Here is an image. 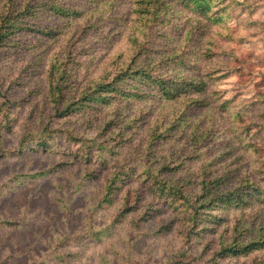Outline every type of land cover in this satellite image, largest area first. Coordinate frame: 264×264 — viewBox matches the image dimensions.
<instances>
[{
  "label": "trees",
  "instance_id": "trees-1",
  "mask_svg": "<svg viewBox=\"0 0 264 264\" xmlns=\"http://www.w3.org/2000/svg\"><path fill=\"white\" fill-rule=\"evenodd\" d=\"M119 0H0V53L5 49L19 48L24 33L43 34L54 39L65 35L70 29L73 38L64 50L51 60L48 69V99L51 104L53 118H67L88 112H101L112 107L109 118L104 119L101 132L105 136L110 130L112 134L105 140L99 137L77 135L70 129H58L47 123L37 132H27L15 151L8 154L12 157L24 156L28 152H49L53 142L62 140L65 147L63 155L71 157V163H59L52 168L34 174H21L14 180H35L52 174L73 162L96 165V169H110L107 176L101 204L111 205L115 195L136 175V170L127 162L110 163V157L118 155V148L129 143L128 132L137 125L138 120L129 117L132 105L144 104L155 109V104L165 102L173 104V117L166 124L157 121L148 130L146 141L147 156L162 155L160 147L177 135L183 136L188 156L181 159L161 162L157 170L151 165L138 176L140 188L133 191L135 199L130 195L111 225L106 228L92 229L86 232L90 239L96 240L108 235L117 224H121L132 212L140 209L141 193L150 196L144 206L140 221H150L162 213L163 208L183 218L184 229L181 230L186 254L193 246L202 248L199 258L211 251L216 238L217 248L212 252L206 264H218L219 259H239L253 253L264 252V177L253 179L248 173L241 178L236 177V170L225 166L220 170L214 163L206 159L205 154L215 149L210 141L216 132L215 108L221 113L229 111L230 100L224 104L219 102L217 83L227 79L236 68L206 69V63L217 57L227 56L234 64L241 60L234 51L216 52L217 44L212 37L208 38L211 28L227 23L229 13L226 0H131V28L129 35V51L124 57L113 58L111 70H106L100 78L80 80L77 56L73 46L77 43L75 36L81 39L88 31H96L100 36L122 35L124 28L120 20L113 17L118 11ZM179 6V9H177ZM185 13V17H182ZM111 18H109V16ZM119 13L117 18H123ZM113 19L111 26L120 27L111 32L102 26ZM36 21H40L38 24ZM128 22V23H129ZM127 23V24H128ZM119 24V25H118ZM102 29V30H101ZM103 33L104 35H102ZM107 42L112 40L102 37ZM246 62L245 60H243ZM75 62V63H74ZM15 81V80H14ZM9 90L1 91L4 99L0 103L3 121L0 126V146L4 131H10L14 118L11 109L20 105L9 96ZM32 93V90H30ZM129 117V120L127 119ZM215 121V122H214ZM255 124L241 126L234 130V138L238 146L232 145L229 154L221 152L213 161L220 162L234 156L240 150L256 152L258 146L249 142L245 144L244 133H250ZM259 148V147H258ZM4 153V152H2ZM243 156V155H242ZM202 158V160H201ZM196 170L186 161H197ZM179 164L172 167L171 165ZM110 166V167H109ZM184 172L181 175L180 168ZM222 170V171H221ZM97 170L88 173L94 177ZM176 175L169 176L167 174ZM261 173V172H260ZM180 175V178H175ZM130 194V193H129ZM133 195H131L132 197ZM263 207L251 218L243 216L245 210ZM240 212L231 228L226 226L223 213ZM178 219V221H180ZM171 223L160 227L159 232L173 229ZM84 237H66L59 241L63 247L66 242ZM70 255V254H68ZM59 256L61 263L66 257ZM35 264H48L37 261ZM252 264H264V257L255 259Z\"/></svg>",
  "mask_w": 264,
  "mask_h": 264
},
{
  "label": "rangeland",
  "instance_id": "rangeland-1",
  "mask_svg": "<svg viewBox=\"0 0 264 264\" xmlns=\"http://www.w3.org/2000/svg\"><path fill=\"white\" fill-rule=\"evenodd\" d=\"M226 1L229 4L226 6L227 14L229 13L227 23L211 28L208 38L211 36L217 44L214 47L216 52L234 51L242 63L231 66L229 64L232 62L227 56H222L204 65L208 70L236 68L227 79L216 85L219 102L224 104L230 100V105L228 112L221 113L216 105L212 104L217 117L214 125L216 132L210 144L215 149L209 150L205 157L215 164L214 168L217 170L230 166L232 170H236L238 179L247 173L253 179H258L259 174L264 177V0ZM118 2V11L113 17L123 23L122 35L115 37L110 33L102 36L112 40L111 42L104 41L99 33L92 30L81 39L74 37L77 43L73 46V53L77 56L75 62H79L76 67L80 80L100 78L106 70L112 69L113 58L124 57L129 51V35L134 32L131 28L133 24L129 22V19L134 18L131 13L132 1ZM119 13L123 18H128V24L124 23L125 19L117 18ZM185 15L182 13L181 16ZM113 24V19H110L107 22L110 26L103 25L102 28L109 32L114 29L120 31V27L112 28ZM71 31L73 30L70 29L65 35L54 39L43 34L27 32L24 33L19 48L5 49L0 53L1 91L9 90L8 95L12 100L20 102V105L11 109L14 121L11 130L3 132L0 146V264H35L37 261L48 264H206L209 255L218 246L217 239L207 237V240H213V244L211 251L201 260L197 259L202 253L199 246H193L186 254L180 232L185 228L184 221L183 218L180 220L179 215L163 208V212L152 220H139L145 210L144 206L150 200V196L143 192L139 201L141 210L130 213L121 224L113 227L108 235L100 240H93L86 234L92 227L98 230L111 225L127 195H130L132 201L135 199L133 191L140 188L138 176L145 167L151 165L153 170H157L161 162L176 159L181 161L188 156L187 144L181 135H177L176 140L162 144V155L152 158L147 156L148 130L157 121L169 123L173 117L171 103L158 102L154 110L143 103L131 106L129 117L137 119V125L127 134L131 137L129 143L120 146L117 149L118 155L115 158L110 157L109 161L111 164L116 161L127 162L130 167L135 168L136 175L116 193L111 205L100 203L111 170L96 169L98 164L73 162L43 178L14 180L15 176L21 174H34L46 171L59 163L72 162L71 157L63 155V140L61 143L54 140L53 149L49 152H28L24 156H9L10 151L17 150L27 132H37L50 123L51 127L70 129L77 135L97 138L100 136V141L112 134L113 130H110L105 136L100 135L103 134L102 122L109 118L112 107L96 113L53 118L51 104L47 101L48 69L51 60H54L68 46L71 37L73 38L74 33ZM3 100L0 96V103ZM2 121L3 114L0 113V126ZM251 123L255 125L250 133H244L243 141L245 144L251 142L258 146L256 152L240 150L226 160L223 158L220 162L213 161L214 157H220L221 152L229 154L232 145L238 146L234 130ZM186 163L196 170L202 162L197 160ZM179 168L182 175L184 170ZM93 170L97 172L94 177H89L88 173ZM175 178H180V175ZM260 210H263V207L247 209L243 216L251 218ZM241 214L234 211L223 213L226 226L231 228ZM173 218V229L169 232H159L160 227L171 223ZM82 236L83 239L66 242L63 247L59 245V241L66 237ZM64 255L69 258L66 257L65 262L61 263L58 257ZM262 256L264 257V252H256L239 259H219L218 264H252Z\"/></svg>",
  "mask_w": 264,
  "mask_h": 264
}]
</instances>
